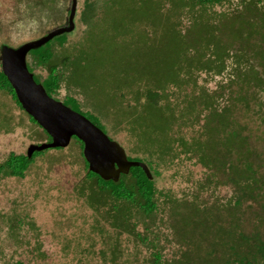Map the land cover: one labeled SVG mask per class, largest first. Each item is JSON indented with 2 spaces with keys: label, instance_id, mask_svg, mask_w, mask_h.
Returning a JSON list of instances; mask_svg holds the SVG:
<instances>
[{
  "label": "rangeland",
  "instance_id": "1",
  "mask_svg": "<svg viewBox=\"0 0 264 264\" xmlns=\"http://www.w3.org/2000/svg\"><path fill=\"white\" fill-rule=\"evenodd\" d=\"M245 1L76 0L73 30L46 43L62 79L52 98L146 164L156 210L100 191L71 140L0 179V264H238L257 249L264 264V45L256 26L232 33ZM69 6L0 0V46L61 26ZM48 141L0 92V163Z\"/></svg>",
  "mask_w": 264,
  "mask_h": 264
},
{
  "label": "water",
  "instance_id": "2",
  "mask_svg": "<svg viewBox=\"0 0 264 264\" xmlns=\"http://www.w3.org/2000/svg\"><path fill=\"white\" fill-rule=\"evenodd\" d=\"M75 11L76 0H70L66 25L53 28L41 37L17 47L0 46V70L14 91L17 102L51 139L50 142L29 145L26 156L31 158L35 152L65 148L74 137L83 145L82 156L88 165V171L103 181L116 183L120 175H127L135 167L140 168L150 180L152 176L146 164L128 160L124 149L110 140L91 121L51 98L27 68L26 55L30 51L39 49L54 37L73 30Z\"/></svg>",
  "mask_w": 264,
  "mask_h": 264
},
{
  "label": "trees",
  "instance_id": "3",
  "mask_svg": "<svg viewBox=\"0 0 264 264\" xmlns=\"http://www.w3.org/2000/svg\"><path fill=\"white\" fill-rule=\"evenodd\" d=\"M222 0H194L196 4L199 5H215L219 4ZM242 12L240 16L234 17L232 22L234 23L232 33L237 30L235 26H238V23L235 22H242V26L247 29H253L251 31L256 30L258 27L259 35L254 37L253 40H261L262 45H264V0H248L242 3ZM245 12L249 13V16H245ZM235 27V28H234ZM254 33V32H253ZM246 35V33L244 34ZM247 38V37H246ZM245 38V39H246ZM251 38V37H250ZM263 39V40H262ZM251 39H247L246 41H250ZM64 43H60L62 46ZM34 51V50H32ZM53 57V50L48 47L46 44L45 46L41 47L40 49H36L34 51V55L32 56V61L36 67H43L47 68V75L42 79L41 85L45 89L46 93L49 96H52L57 92L59 89V76L57 73V68L54 65H50L51 59ZM238 80L242 81L243 84H250L247 83L245 79L242 80V75H237ZM35 78V77H34ZM256 79L264 80V78H260L256 76ZM36 81V79H34ZM253 81V80H252ZM39 83V81H36ZM243 91V89H242ZM245 91V89H244ZM0 92L8 94L16 105L22 109L19 103L16 100L14 91L12 90L10 84L8 83L7 79L4 77L0 70ZM244 94V92H241ZM254 94V93H253ZM237 96L239 94L237 93ZM243 97H241L242 101ZM249 108V107H247ZM231 114V109H229ZM29 120L32 124L38 126L34 120L29 117ZM214 123V122H213ZM39 127V126H38ZM45 133V132H44ZM46 134V133H45ZM231 136L235 137L236 133L231 131ZM48 139H50L48 137ZM74 139V138H73ZM187 144V143H185ZM82 144L80 143V148ZM36 155H39V152H35L31 158H27L26 155H16L14 153H10L7 158L0 163V179L4 177H17V178H24L26 172L30 168V166L34 163V159ZM85 167L87 168V164L85 163ZM95 177L100 183V191L110 194L111 198L116 201H121L130 204H136L138 210L142 216L145 217L149 216L155 210V202H154V189H153V182L145 176L143 171L138 168H131L127 175H121L118 182L114 183L112 181H103L95 174L91 172H87V178L91 179ZM159 261V257L155 258L153 264H157ZM15 264H21L16 262ZM240 264V262H238Z\"/></svg>",
  "mask_w": 264,
  "mask_h": 264
},
{
  "label": "flooded vegetation",
  "instance_id": "4",
  "mask_svg": "<svg viewBox=\"0 0 264 264\" xmlns=\"http://www.w3.org/2000/svg\"><path fill=\"white\" fill-rule=\"evenodd\" d=\"M66 14H67V11H66ZM66 23H67V16H66V18H65V21H64V23L61 25V26H64V25H66ZM58 27H60V26H58ZM54 65V64H53ZM60 67V66H59ZM57 69H58V67H57ZM59 80H60V82L62 81V79H60L59 78ZM59 85H60V83H59ZM59 89H60V86H59ZM59 89L57 90V92L59 91ZM57 92L55 93V94H57ZM51 98H52V96H50ZM65 97H67V96H65ZM56 100V99H55ZM57 101V100H56ZM16 104V103H15ZM65 105V104H64ZM22 110V109H21ZM28 116V115H27ZM28 120H29V116H28ZM30 121V120H29ZM96 126V125H95ZM40 128V127H39ZM41 129V128H40ZM100 129V128H99ZM42 130V129H41ZM101 130V129H100ZM103 132V131H102ZM104 133V132H103ZM49 137V136H48ZM50 138V137H49ZM74 137H72V139L71 140H73V141H75V142H77V143H79V146H80V141H78L76 138H74ZM110 140H112V141H115V142H117L118 144H119V142L118 141H116V140H113V139H111L110 137H108ZM51 141V139H49V141L48 142H50ZM82 144V143H81ZM120 145V144H119ZM121 146V145H120ZM82 147H83V145H82ZM82 147L80 148L81 149V154H82ZM122 147V146H121ZM123 148V147H122ZM56 149H60V148H56ZM63 149V148H62ZM124 149V148H123ZM124 151H125V149H124ZM34 154V153H33ZM125 154H126V152H125ZM17 155V154H16ZM19 155V154H18ZM22 155V154H21ZM24 155H26V154H24ZM32 157V156H31ZM126 157H127V155H126ZM82 158H83V156H82ZM127 159L128 160H130V161H138V162H142L139 158H136V159H134V158H129V157H127ZM83 161H84V166H85V160H84V158H83ZM143 163V162H142ZM87 164V163H86ZM85 169H86V174H85V178H87V172H90V171H88V165H87V168L85 167ZM130 171V170H129ZM97 176V175H96ZM121 176V175H120ZM152 176V179H150L152 182H153V189H154V198H155V192H156V187H155V182H154V178L156 177V176H153V175H151ZM98 177V176H97ZM13 178H17V177H13ZM120 178V177H119ZM19 179H23V178H19ZM154 202H155V210H156V201H155V199H154ZM154 210V211H155ZM139 212H140V210H138ZM153 211V212H154ZM152 212V213H153ZM113 214H111L112 216V218H113V221H114V224L115 223H117L118 222V215H116L115 213H116V211L115 212H112ZM151 213V214H152ZM150 214V215H151ZM149 215V216H150ZM149 216H147V217H149ZM128 217H130V214L128 213V212H125V213H123V215L121 216V219L122 220H127L128 219ZM127 221H129V219L127 220ZM118 225V224H117ZM129 225V224H128ZM129 227H130V225H129ZM243 239V238H242ZM244 240V239H243ZM242 240V241H243ZM246 242V241H245ZM259 244V243H258ZM245 246L247 245V244H244ZM257 247V246H256ZM255 246H254V248L255 249H257ZM251 255H253V254H251ZM251 255H249V254H247V255H242V261H239L240 262V264L242 263V264H258V262H260V264H263V260H262V255H260V258L258 259V257H259V253H258V249H257V252H255L254 251V255H255V257H253V256H251ZM253 257V258H252ZM18 263H21V264H23L21 261H17ZM16 263V262H15Z\"/></svg>",
  "mask_w": 264,
  "mask_h": 264
}]
</instances>
